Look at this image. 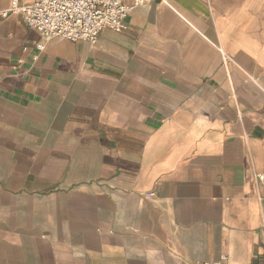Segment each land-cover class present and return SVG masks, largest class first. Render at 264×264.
I'll return each instance as SVG.
<instances>
[{
	"label": "crops",
	"instance_id": "obj_1",
	"mask_svg": "<svg viewBox=\"0 0 264 264\" xmlns=\"http://www.w3.org/2000/svg\"><path fill=\"white\" fill-rule=\"evenodd\" d=\"M11 1L0 264H264V0H152L95 43Z\"/></svg>",
	"mask_w": 264,
	"mask_h": 264
},
{
	"label": "built area",
	"instance_id": "obj_2",
	"mask_svg": "<svg viewBox=\"0 0 264 264\" xmlns=\"http://www.w3.org/2000/svg\"><path fill=\"white\" fill-rule=\"evenodd\" d=\"M149 1L152 0H12L9 11L21 15L26 25L46 39L95 43L104 28L125 30L131 9ZM1 14L5 16L7 11ZM36 47L43 50L44 44L37 43Z\"/></svg>",
	"mask_w": 264,
	"mask_h": 264
}]
</instances>
